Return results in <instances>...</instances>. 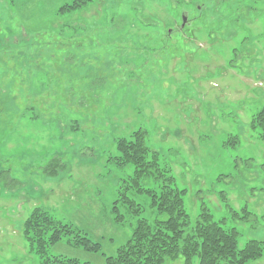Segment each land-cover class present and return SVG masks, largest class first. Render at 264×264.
Returning <instances> with one entry per match:
<instances>
[{
  "label": "rangeland",
  "instance_id": "1",
  "mask_svg": "<svg viewBox=\"0 0 264 264\" xmlns=\"http://www.w3.org/2000/svg\"><path fill=\"white\" fill-rule=\"evenodd\" d=\"M170 1L58 12L70 0H0V264H42L22 236L36 207L101 245L87 252L67 236L48 255L91 264L138 218L152 221L133 165L117 159L116 140L139 129L185 189L191 221L206 208L239 248L264 247V129L251 124L264 109V0ZM181 10L192 19L183 32ZM142 183L158 191L160 181ZM262 252L246 264H264Z\"/></svg>",
  "mask_w": 264,
  "mask_h": 264
},
{
  "label": "trees",
  "instance_id": "2",
  "mask_svg": "<svg viewBox=\"0 0 264 264\" xmlns=\"http://www.w3.org/2000/svg\"><path fill=\"white\" fill-rule=\"evenodd\" d=\"M90 1L70 0L61 5L58 12L81 10ZM196 2L194 20L203 10V4ZM182 14L186 15L185 12ZM192 19L187 18L185 27L189 26ZM166 32V37L171 38L170 33ZM251 124L264 129V109L252 116ZM145 136V131L139 129L133 131L129 139H117L116 148L120 153L117 159L120 164L133 165L132 186H136L138 192L149 194L150 205L156 210V216L152 221L138 218L130 236L113 253H101L104 264H168L180 257V264H246L260 257L264 249L261 242L251 239L239 248L237 231L222 227L206 208H202L191 221L183 207L185 189L174 186V177L168 174L169 170L159 167L157 153L146 146ZM147 178L160 181L158 191L143 188L142 182ZM122 196L130 204L128 207L132 212L138 214L141 210L139 204L124 193ZM112 209L113 212L117 211L113 220L123 221L124 214L116 206ZM22 236L30 252L37 254L42 264H91L88 261L80 262L77 258L48 255V247L67 236V243L87 252H97L101 247L100 242L91 240L80 229L54 219L40 207L34 208L23 221Z\"/></svg>",
  "mask_w": 264,
  "mask_h": 264
},
{
  "label": "water",
  "instance_id": "3",
  "mask_svg": "<svg viewBox=\"0 0 264 264\" xmlns=\"http://www.w3.org/2000/svg\"><path fill=\"white\" fill-rule=\"evenodd\" d=\"M187 15H185V14H182L181 15V19H182V21H181V23H180V25H179V29H182L183 27H184V25H185V23H186V20H187V17H186Z\"/></svg>",
  "mask_w": 264,
  "mask_h": 264
},
{
  "label": "flooded vegetation",
  "instance_id": "4",
  "mask_svg": "<svg viewBox=\"0 0 264 264\" xmlns=\"http://www.w3.org/2000/svg\"><path fill=\"white\" fill-rule=\"evenodd\" d=\"M179 31H182V32H183V28H182V30H181V29H179Z\"/></svg>",
  "mask_w": 264,
  "mask_h": 264
}]
</instances>
